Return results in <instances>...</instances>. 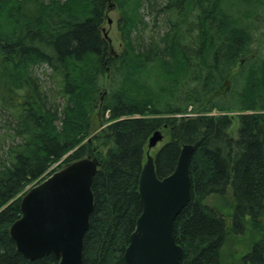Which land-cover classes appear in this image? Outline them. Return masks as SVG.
I'll list each match as a JSON object with an SVG mask.
<instances>
[{"label": "trees", "instance_id": "16d2710c", "mask_svg": "<svg viewBox=\"0 0 264 264\" xmlns=\"http://www.w3.org/2000/svg\"><path fill=\"white\" fill-rule=\"evenodd\" d=\"M109 5L119 13L118 55L101 35ZM255 6V0H0V110L11 113L16 140L1 153L0 132V264H57L52 254L24 259L9 227L28 186L54 163L85 156L99 165L81 264H126L123 252L141 212L138 180L156 130L168 134L153 155L160 179L173 171L183 145L194 148L190 198L174 222L183 250L177 264H220L229 239L245 234L253 240L239 264H264V58L251 57L264 36L252 31L263 26L264 14ZM163 15L158 39L140 41ZM40 65L55 79L60 110L30 75ZM226 190L228 217L207 203Z\"/></svg>", "mask_w": 264, "mask_h": 264}, {"label": "water", "instance_id": "95a60500", "mask_svg": "<svg viewBox=\"0 0 264 264\" xmlns=\"http://www.w3.org/2000/svg\"><path fill=\"white\" fill-rule=\"evenodd\" d=\"M104 37L110 41L106 33ZM161 139L159 130L148 139L138 180L141 212L123 252L126 264H177L183 255L173 231L176 217L189 201L194 148L183 145L173 171L160 179L149 151ZM98 165L95 157L80 158L52 171L20 197V217L8 232L24 259L52 254L57 264H81L82 239L93 209L91 184Z\"/></svg>", "mask_w": 264, "mask_h": 264}, {"label": "rangeland", "instance_id": "374dc122", "mask_svg": "<svg viewBox=\"0 0 264 264\" xmlns=\"http://www.w3.org/2000/svg\"><path fill=\"white\" fill-rule=\"evenodd\" d=\"M157 2L158 4L167 3V0H157ZM255 5H256L255 6L256 13H258L259 16L264 14V0H255ZM108 10L109 11L106 12L104 21L101 25V35L103 36V34L106 33L107 38L110 40L109 41V49H110L109 53L118 55L123 50L122 42H121L120 35L117 29V20L119 17V13L115 9H113L112 5L108 6ZM109 19L111 20L110 24H108ZM166 19H167L166 15H163L162 17L158 18V28L154 29L153 31L147 30L144 34L140 35L141 38L139 40L140 41L141 39L148 40V38L150 37H152L154 40H157L159 34H162L165 31V26L163 25V22ZM146 20H149L150 22V19L146 18ZM259 20H261V17ZM257 21L258 20H256V23L260 24V22H257ZM150 25L152 26L151 23H149V27ZM263 30H264V24L263 26H259L257 31L253 30L252 33L254 34L256 38L257 34L259 32H262ZM260 43L261 44L257 45L255 49H253V51L251 52L252 58H256V57L264 58V36L261 38ZM30 75H32L37 80V83L42 87V89L47 94L53 95L54 98H51L49 100V103L57 107L58 110H60L63 106V99L60 98L59 95H57L56 93L58 86L55 82V79L51 76L50 71L44 65H40L38 67L34 66L30 69ZM227 84H228V80L224 82L223 87L221 88L220 91H218L219 94H223L220 96V98L221 97L223 98L225 96L224 93L228 89ZM212 97L208 98L206 105L210 103V100L213 99ZM216 113L217 112H214V111L212 112V114H216ZM228 115H230L233 118V123L231 125V128L229 129V132H230L231 137L234 138L236 135L237 127H238L237 119H235L237 113L231 112V113H228ZM93 120H95L94 122L95 124H98L100 122V119H98V117H94ZM12 128H13V123H12L11 113L9 111L0 110V132H1V135L3 136V143H2L3 148L1 150V153L4 152L7 147H9L10 145L16 142V140H14L12 136L13 135ZM100 129H102V127L98 128L95 132L92 133L91 131L90 133H92V136L96 135ZM161 134H162L161 141L158 142L157 145L149 151V154L152 156L168 140V134H166V132L161 130ZM59 163L60 161L51 165L44 175H46L49 171L60 169L63 165L59 167ZM39 180L35 181L33 184H35ZM33 184L28 186L25 190H27ZM231 202L232 200H231L230 190H226V195L224 197L212 196L208 198L207 200V203L210 206L218 209L222 214L226 215V217H228V215L232 211ZM229 224L230 222L228 220V225ZM229 240L231 241V244L228 246L225 245V247L223 248V251L225 252L227 256H225L224 258L222 256L220 264H239L240 256L248 251L249 245L251 241L253 240V238H250L247 234H245L243 236H239L236 238L232 237Z\"/></svg>", "mask_w": 264, "mask_h": 264}, {"label": "bare ground", "instance_id": "6f19581e", "mask_svg": "<svg viewBox=\"0 0 264 264\" xmlns=\"http://www.w3.org/2000/svg\"><path fill=\"white\" fill-rule=\"evenodd\" d=\"M103 36H104V34H103ZM106 40H107V39H106ZM107 42H108V40H107ZM108 43H109V42H108ZM154 132H155V131H154ZM154 132H153V133H154ZM153 133H152V134H153ZM152 134H151V135H152ZM149 155H150V154H149ZM150 156L153 158L152 155H150ZM91 158H92V157H91ZM98 163H99V162H98ZM40 181H41V180H40ZM38 182H39V181H38ZM38 182H36V183H38ZM36 183H35V184H36ZM33 185H34V184H33ZM33 185H32V186H33ZM29 188H30V187H29ZM29 188H28V189H29ZM189 198H190V193H189Z\"/></svg>", "mask_w": 264, "mask_h": 264}]
</instances>
